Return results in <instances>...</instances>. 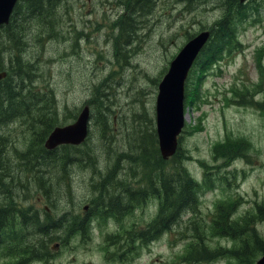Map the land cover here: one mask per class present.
<instances>
[{
	"label": "rangeland",
	"instance_id": "1",
	"mask_svg": "<svg viewBox=\"0 0 264 264\" xmlns=\"http://www.w3.org/2000/svg\"><path fill=\"white\" fill-rule=\"evenodd\" d=\"M234 5L233 0H157L141 12L135 4L131 18L133 24L140 23L136 38L127 44L125 34L117 38L120 19L128 14L127 0H69L38 13L24 8L21 1L14 27L23 34L17 55L30 66L20 82L26 80V86L39 91H54L55 110L63 122L78 112L80 105L92 101L95 105L90 111L89 137L78 149V161L71 152L72 158L65 164L63 155H56L59 152L44 156L31 145L39 129V114L49 111H40L45 103L21 105L20 110H27L28 116L15 115L2 122L0 132L6 147L1 166L5 176L13 175L9 177L13 183L0 189L4 193L0 199L4 204L28 207L43 217L46 213L41 210L48 200L54 198L59 205L61 199L69 202L73 195V208L77 200H89L95 194L89 184L92 169L110 165L126 176L122 181L135 187L142 182L147 190L144 205L136 203L137 196L128 194L136 219L146 218L145 242L131 241L133 248L129 250V241L106 233L107 228L95 235L62 232L58 234L59 246L54 247V238L48 243L49 255L33 264H119L120 256L121 264H249V258L254 262L260 256L261 250L256 248L253 256L246 251L243 259L222 251L223 247L239 248L240 239L246 235L235 238L232 232L221 233L220 225L225 211L234 219L256 200L264 199V56L253 54L264 43L262 25L253 26L255 21L247 19L241 23L237 17L221 53L203 54L190 72L179 157L188 174L204 184L191 206L194 209L183 208L177 223L167 221L157 229L149 225L157 218L160 197L152 195L149 170L136 154L142 145L149 147L148 136L143 138L141 130L147 134L154 127L158 83L170 60L188 36L203 25H214L225 17L231 20L228 11ZM0 32L5 33L3 29ZM117 47L129 56L122 58ZM102 94L108 97L103 99ZM102 104L104 107L97 108ZM88 152L94 156L92 165L84 163L89 161ZM94 173L105 178L101 170ZM11 196H16V201ZM219 204L224 208L215 215ZM51 216L60 224L56 212ZM75 220L66 217L62 223L70 226ZM258 224L253 237L257 233L264 241V224L259 228ZM56 228L49 233L61 230ZM132 230L136 238L137 228ZM198 238L210 250H218L217 255L202 261L192 259L190 247ZM254 240L248 242L258 245ZM0 264L16 263L0 253Z\"/></svg>",
	"mask_w": 264,
	"mask_h": 264
},
{
	"label": "trees",
	"instance_id": "2",
	"mask_svg": "<svg viewBox=\"0 0 264 264\" xmlns=\"http://www.w3.org/2000/svg\"><path fill=\"white\" fill-rule=\"evenodd\" d=\"M150 0H139V2L144 6L143 9H148ZM55 2H52L51 5H54ZM41 6L40 0H27V8L30 9V12L35 10L37 7ZM147 11V10H143ZM134 20L129 18V20L120 21L119 28L121 33L120 35L125 34V41L129 42L134 38L135 28L133 25ZM16 23L13 19L10 23L0 27L4 29L5 33H0L2 37V45L0 46V69L8 67L10 70L9 75L2 81H0V124L10 117L24 116L27 113L25 111H20L17 108L23 100L30 98L29 101L34 100L35 102H41L44 105L41 106L40 111L47 107L48 102L52 103L54 100V92H46L43 90L40 91H23L20 79L26 73H29L25 68L20 69V72H16L13 69V61L17 59V49L20 48L17 46L21 41L22 33H19L18 30H15ZM221 32V33H220ZM217 33V38L213 40L214 43H222L227 39L228 34L225 32V29L220 30ZM224 32L225 34H223ZM2 61H4L2 63ZM13 69V75H12ZM15 75H20V78L13 77ZM31 93L36 94L31 95ZM107 95L102 94L101 97L104 99ZM27 104V101L25 102ZM100 108L104 107L103 104L99 106ZM28 115V114H27ZM26 115V116H27ZM43 119L40 118L39 129L37 133H40L36 137L35 143L40 145L44 142L48 132L53 128L57 123V119L50 113L49 115L41 114ZM42 122L44 124V129L42 130ZM42 130V131H41ZM143 136H148L149 147H144L140 149L139 158L145 162L146 166L151 168V178L157 177L163 181V204L162 212L159 215L158 219L155 220V225L158 221H168L169 217L173 213H178V211H184L185 209H194L193 206L196 198L198 196L199 185L195 182L193 177L188 174L186 169L182 167V160L177 158L179 152L172 158V164H167L168 161L164 160L159 152L157 145V135L155 129L153 128L148 134L143 133ZM4 134L0 132V159L1 154L4 152L6 145H4ZM34 144V143H33ZM32 144V145H33ZM66 148L67 153L65 161H67L71 156L69 155V150L73 148L71 145L63 146ZM150 148V150H149ZM152 150V151H151ZM150 151V152H149ZM30 154V149L27 152ZM30 157V155H28ZM172 165L174 166L172 168ZM179 167V168H175ZM2 166L0 160V189L5 185V179L3 178ZM175 168V169H174ZM155 172V175H154ZM39 180L42 183V179L39 177ZM3 193V192H2ZM4 194V193H3ZM16 199V198H15ZM258 205V213H264V201L256 203ZM7 204L5 206H0V230L5 226L13 225V213L11 207H14V203ZM186 207V208H185ZM185 208V209H183ZM178 210V211H177ZM255 213V214H256ZM168 214V215H167ZM226 214V211L223 213ZM20 222L24 220L25 227L28 226L27 223H30L28 227L31 229V225L35 226V230L30 235H25L23 231L15 232L11 235L10 239L8 235L0 232V246L6 247L7 250L13 251L12 254L17 255L20 258V263H25L30 258H35L34 256L43 257L48 253V243L51 242L54 238L58 240L59 235L54 234L50 235L48 233L53 227L54 222L50 224L41 222L40 217H38L35 210L29 211L28 208H19ZM178 215V214H177ZM229 219V218H228ZM218 222V219L215 220ZM221 230L232 232V236L237 234L238 230L236 229L235 221L228 223L226 217L220 225ZM27 230V228H26ZM35 237V238H34ZM191 257L195 260H205L207 257L211 256L214 251L210 250L207 246H204L201 243H196L192 246Z\"/></svg>",
	"mask_w": 264,
	"mask_h": 264
},
{
	"label": "water",
	"instance_id": "3",
	"mask_svg": "<svg viewBox=\"0 0 264 264\" xmlns=\"http://www.w3.org/2000/svg\"><path fill=\"white\" fill-rule=\"evenodd\" d=\"M16 0H0V23L8 22ZM209 31H203L189 40L171 62L169 71L159 84L156 102L157 132L160 150L166 158L177 148V134L184 124V83L188 70L196 55L206 42ZM6 72H0V79ZM89 109L86 106L76 122L57 127L46 140V146L53 148L62 143L77 144L87 134ZM258 264H264V257Z\"/></svg>",
	"mask_w": 264,
	"mask_h": 264
},
{
	"label": "flooded vegetation",
	"instance_id": "4",
	"mask_svg": "<svg viewBox=\"0 0 264 264\" xmlns=\"http://www.w3.org/2000/svg\"><path fill=\"white\" fill-rule=\"evenodd\" d=\"M260 1L261 0H249V2L254 5H256V3H259ZM121 196L122 195L120 194L117 195L118 198H120ZM111 198H114V196H112ZM92 206L93 212L90 218L93 219L95 229H99L103 225L104 228H110L114 230V232H117V234L129 232L132 218L130 214L131 204L127 195L122 197L118 201V203L115 204L113 202L110 206L107 207L104 206L101 202H97L96 204L93 203ZM251 207H253L252 210L246 209L242 213H238L237 224L240 233H252L256 230V225L258 224L259 219L258 214L256 213L258 211V205L253 204ZM262 218L264 219V217ZM261 224H264L263 220L261 221ZM133 226H138L139 233L144 234L146 232V218L141 217L140 221H138L135 217ZM241 240H244L249 244L248 240H250V237H247L246 239L242 238L240 239V241Z\"/></svg>",
	"mask_w": 264,
	"mask_h": 264
}]
</instances>
